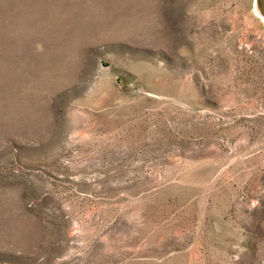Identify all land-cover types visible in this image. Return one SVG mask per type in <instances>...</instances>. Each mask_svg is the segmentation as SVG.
<instances>
[{
	"label": "rangeland",
	"instance_id": "rangeland-1",
	"mask_svg": "<svg viewBox=\"0 0 264 264\" xmlns=\"http://www.w3.org/2000/svg\"><path fill=\"white\" fill-rule=\"evenodd\" d=\"M258 0H0V264H264Z\"/></svg>",
	"mask_w": 264,
	"mask_h": 264
},
{
	"label": "bare ground",
	"instance_id": "bare-ground-1",
	"mask_svg": "<svg viewBox=\"0 0 264 264\" xmlns=\"http://www.w3.org/2000/svg\"><path fill=\"white\" fill-rule=\"evenodd\" d=\"M258 13L261 15L264 21V0H258Z\"/></svg>",
	"mask_w": 264,
	"mask_h": 264
}]
</instances>
